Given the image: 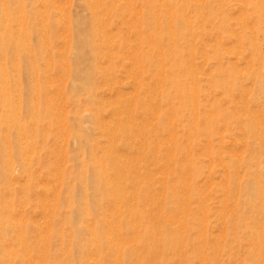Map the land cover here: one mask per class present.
Here are the masks:
<instances>
[{
	"label": "rangeland",
	"instance_id": "rangeland-1",
	"mask_svg": "<svg viewBox=\"0 0 264 264\" xmlns=\"http://www.w3.org/2000/svg\"><path fill=\"white\" fill-rule=\"evenodd\" d=\"M184 1L187 6L181 13L186 24L191 23L186 34L191 33L189 38L195 39L179 41L178 48L180 61L189 65L187 71L176 68L179 84L195 98V105L186 108L172 84L167 88L164 84L170 79L168 66L166 80L157 84V69L136 79L130 58H125L111 81L105 77L110 73L106 70L108 59L101 58L99 63L107 72L96 76L94 89L87 91L75 81L74 71L70 72L75 62V33L70 20L87 15L81 0H0V44L3 38V44L9 45L8 50L0 45L1 138L10 144L12 152L0 157V264H119L128 252L132 254L126 264H249L255 259L251 253L253 242L245 229L252 218L247 196L238 191L239 185L243 187L259 169L257 159L264 158V144H260L264 142V82L257 79L259 74L264 78V41L259 39L257 22L264 14V0ZM156 2V19L165 22L167 13L160 7L163 0ZM175 2L183 7V0ZM135 3L141 15L144 4L140 0ZM200 8L201 14L196 10ZM108 18L104 23L110 24L105 27L110 32L112 53L122 51L120 38L128 39H124L127 45L122 40L125 51L135 48L137 40L128 34L130 25ZM31 25L35 26L33 31ZM143 31V49L151 52L155 40ZM123 32L126 35L122 36ZM24 38L26 43L21 47L13 44ZM250 38L260 46L262 57L254 52ZM158 71L160 75L162 70ZM74 85L79 88L75 90ZM2 88L20 106L15 112L27 137L21 138L16 126L5 132ZM138 104L141 107L137 108ZM34 112L39 121L33 117ZM92 116L95 121L87 119ZM258 117L263 122H257L260 127L256 128L253 123ZM117 125L131 128L134 134L127 140ZM109 131L116 134L112 146L115 150L109 145L110 133H104ZM81 134L88 138L84 147L76 138ZM142 135L150 146L141 147ZM20 145L28 148L29 175L22 173L20 160L13 156ZM7 159L11 170L5 171ZM231 162L235 169L228 168ZM251 163L254 166L248 170ZM103 166L109 184L118 170L125 174L118 185L126 192L119 210L112 198L117 187L100 192L103 184L99 183L98 173ZM234 189L231 198L228 191ZM154 198H159L158 204ZM184 199L186 203L179 204ZM154 223L158 230L153 234ZM135 225L137 230H133ZM77 229L82 230L80 236L74 235ZM94 229L102 231L97 246L90 243V230ZM118 238L119 252L110 248V241ZM162 241L168 246L151 259L147 248H156Z\"/></svg>",
	"mask_w": 264,
	"mask_h": 264
},
{
	"label": "bare ground",
	"instance_id": "bare-ground-1",
	"mask_svg": "<svg viewBox=\"0 0 264 264\" xmlns=\"http://www.w3.org/2000/svg\"><path fill=\"white\" fill-rule=\"evenodd\" d=\"M44 1V0H43ZM77 1V0H75ZM83 3V8L85 10V12L87 13V15L85 16H76L74 20H70L71 24H73V26H71V28L73 29V32L75 33V44H74V56H72L75 60L74 64L71 65L70 67V72L73 70L74 71V79L76 82H79V84L83 85L84 88H87V91H90L92 89L95 88V83H96V76H105V72L110 71V73H106V80H111L115 78V73L116 70L119 66V64L121 65L120 61L125 59V58H130L129 60L131 61L132 65H133V69H134V75L135 78L138 79V77L143 78L146 74H148L151 70L153 69H157V73H156V80L157 84H159L161 82V79H165L166 80V67L168 66L170 68L169 70V75L168 77L170 78L169 80L165 81V86L167 88V86H171L174 89H176L177 94L180 96V101L181 105L186 108L192 105H195L194 103V96L191 95L192 92H190V90L188 91L187 89H185L183 86H181L179 84L178 78H180V74L177 72L178 69L176 68H181L184 69L186 68V71L189 69V65L188 64H182V62L180 61L181 56V52L178 50L179 48V41H188V39H190L192 36L190 35L191 33L186 34V31L188 30V28L190 27L191 23H187L186 24V18L185 16L181 13V9L183 11V8L185 6H187V3L183 0V4L181 7L180 4H177L175 2V0H163V4L160 5V7H162L164 9V11L167 13L165 17H163L165 19V22L161 20V22L159 23V18L156 19L157 14H156V7L158 8V3L156 2L157 0H140L142 1V3L144 4V11L143 13L140 15L139 14V10H138V5L135 3L136 1L139 0H109L108 3H105L104 0H81ZM119 1H123L125 2L124 4H120ZM198 0H196L197 2ZM195 2V1H194ZM201 2V1H200ZM4 3V1H3ZM198 3V2H197ZM202 3V2H201ZM257 3V2H256ZM4 5V4H3ZM43 5H45L43 3ZM53 5V4H52ZM54 6V5H53ZM82 6V5H81ZM196 6V5H195ZM77 7V4H76ZM198 7V6H197ZM196 7V8H197ZM54 8V7H53ZM5 9V8H4ZM264 9V8H262ZM60 10V9H59ZM58 12L60 13L61 11ZM198 10V12L201 14L202 10L200 9H196ZM57 11V10H56ZM262 11V10H261ZM264 11V10H263ZM186 12V9H185ZM6 13V12H5ZM158 13V12H157ZM206 14V13H205ZM262 14V13H261ZM140 15V16H139ZM7 16V14H6ZM42 16V15H41ZM160 16V14H159ZM158 16V17H159ZM163 16V15H161ZM200 16V15H199ZM206 16V15H204ZM19 17V16H18ZM112 18V19H116V21H122V22H126V25H130L128 28V34H132L133 36H135L137 42L135 41L134 44H136L135 48H126L125 51V47L124 44L122 43V40H128L126 38H120L121 42L119 43V47L121 48V52L117 53V54H113L112 53V46L110 45L109 42V33L106 31V24L109 23H104V18ZM43 18V17H42ZM41 18V19H42ZM66 18V16H65ZM189 18V16H188ZM20 19V17H19ZM205 19V18H204ZM7 20V19H6ZM66 20V19H65ZM125 20V21H124ZM45 21V20H44ZM61 21V20H60ZM254 22V21H253ZM258 22V30L259 32V39H262L264 41V33H263V28H264V14L259 16L257 19ZM67 23V22H66ZM255 23V22H254ZM5 24V23H4ZM25 24V23H24ZM257 24V23H256ZM254 24V25H256ZM18 25V24H17ZM21 25V24H19ZM18 25V26H19ZM110 25V24H109ZM127 27V26H126ZM250 27V26H249ZM66 28V27H65ZM35 29V26L31 25L30 27V31H33ZM191 29V28H190ZM66 30V29H65ZM143 30H147L149 32L150 36H153L154 40H155V44L153 51H145L143 48V46L146 43V36H144V31ZM191 31V30H190ZM189 32V31H188ZM233 32V31H232ZM127 33V32H126ZM126 33L123 32V35H126ZM253 33V32H252ZM66 35V34H65ZM188 35V37H187ZM254 35V34H253ZM197 36V35H196ZM190 37V38H189ZM113 38V37H112ZM111 38V42L112 39ZM2 43L0 45H2L1 48H3L4 46V50H8L9 49V45H4L3 42L6 41L3 38H1ZM44 39V38H43ZM194 38H192L193 40ZM191 39L190 41L193 42ZM195 40V39H194ZM255 39H253L251 41L253 42ZM45 42V40H44ZM63 42V41H62ZM128 42V41H127ZM132 42V41H131ZM11 43V42H10ZM26 43V38L19 40L16 39L14 41L13 44H15L16 47H21L20 45H24ZM124 43L127 45V43L124 41ZM110 45V46H109ZM192 45H194L192 43ZM249 46V44H248ZM252 47L254 49V52L258 53L259 57L261 56V50H260V46L257 44V42H253L252 43ZM69 48V47H68ZM73 48V47H72ZM5 54V53H4ZM64 55V54H63ZM6 56V54H5ZM70 57V56H69ZM20 60V56L18 57ZM36 58V57H35ZM101 58H107L108 60V64H107V68L105 71H103V67H102V63H99V60ZM37 59V58H36ZM65 60V59H64ZM262 60V58H261ZM122 62V61H121ZM172 62V63H171ZM187 62V61H186ZM185 62V63H186ZM73 63V62H72ZM105 63V62H103ZM107 63V62H106ZM105 63V64H106ZM248 63V61H247ZM263 64V63H262ZM187 65V66H186ZM2 66V65H1ZM186 66V67H185ZM251 66V64H250ZM68 67V66H67ZM132 68V67H131ZM173 68H175V71H172ZM125 69V67H124ZM130 69V68H129ZM159 69H161V73L159 75ZM68 70V69H67ZM112 71V73H111ZM190 71V70H189ZM129 72V71H128ZM3 73V72H1ZM151 73V72H150ZM192 73V72H191ZM3 74H6L5 72ZM2 74V77H3ZM66 74V73H65ZM155 74V73H154ZM171 74H173V78H171ZM6 76V75H5ZM68 76V75H67ZM130 76V75H129ZM133 76V75H132ZM131 76V77H132ZM147 76V75H146ZM5 78V77H4ZM3 78V79H4ZM57 78V77H56ZM71 78V77H70ZM105 79V78H104ZM103 79V80H104ZM132 79V78H131ZM134 79V78H133ZM132 79V80H133ZM172 79V80H171ZM259 82L263 83L264 82V78L259 74L258 78ZM73 80V79H72ZM116 80V79H115ZM225 80V79H224ZM17 81V80H16ZM63 81V80H62ZM212 81V80H211ZM26 82V81H25ZM108 82V81H107ZM110 82V81H109ZM134 82L136 83V80H134ZM164 82V81H163ZM115 83V81H114ZM162 83V82H161ZM17 84V83H16ZM74 84V83H73ZM112 85V84H111ZM136 84H134V88ZM145 85V84H144ZM71 86V85H70ZM159 86V85H157ZM163 86V84L161 85ZM138 87V86H137ZM75 90H77L79 87L74 85ZM160 88V87H159ZM172 88V90H173ZM162 89V88H161ZM137 90V88H136ZM135 90V91H136ZM168 90V89H167ZM18 91V90H17ZM2 92L4 93V98H3V106L6 109L5 111V132H8L9 129L13 126L17 127V131L19 132L20 137L22 138L23 136L27 137L25 134V131L19 126V120L17 118V113L15 112V109L18 111L19 109V105L18 104H14V100H11L9 96V93L6 94L4 88H2ZM119 92V91H118ZM147 92V91H146ZM135 93V92H134ZM160 93V91H159ZM36 94V93H35ZM91 93L88 92V96L89 99H92V97L90 96ZM46 95V94H45ZM62 95V94H61ZM18 96V95H17ZM154 97V96H153ZM194 99H193V98ZM245 97V96H244ZM62 98V97H61ZM19 99V98H18ZM47 99V98H46ZM63 99V98H62ZM17 100V99H16ZM34 100V99H33ZM49 100V99H48ZM51 100V99H50ZM18 101V100H17ZM35 101V100H34ZM132 102V101H131ZM136 102H133V104ZM129 104V103H128ZM197 104V103H196ZM103 105V103H102ZM104 106V105H103ZM128 106V105H127ZM127 106H125L127 108ZM132 106V104H131ZM130 106V109H132V107ZM197 106V105H196ZM141 107V104L137 105V108ZM194 107V106H193ZM30 110H32L33 108L31 107V105H29ZM102 109V108H101ZM127 110V109H126ZM129 111V110H127ZM121 112V111H120ZM154 112V111H153ZM23 113V112H22ZM96 113V112H95ZM118 113V112H117ZM130 113V112H129ZM193 113V112H192ZM87 114V113H86ZM194 114V113H193ZM191 114V115H193ZM264 114V113H263ZM262 114V115H263ZM83 115V114H82ZM119 115V114H118ZM196 115V113H195ZM194 115V116H195ZM260 115V114H259ZM117 116V115H116ZM202 116V115H201ZM33 117L35 118V120L39 121V116L37 115V113H33ZM127 117H128V113H127ZM133 117V116H131ZM197 117V116H196ZM195 117V118H196ZM257 117V116H255ZM85 118V117H84ZM119 118V117H118ZM135 118V117H134ZM169 118V117H168ZM191 118H193L191 116ZM259 118V117H258ZM60 119V118H59ZM87 119H92L95 121V117H88ZM127 119V118H126ZM54 120V119H53ZM98 120V119H97ZM120 120V119H118ZM130 120V119H129ZM128 120V121H129ZM134 120V119H131ZM170 120V119H169ZM258 120V119H257ZM261 119L259 118L258 121H254L253 126L256 125V128H259L260 124L263 122L260 121ZM60 121V120H59ZM81 121V120H80ZM83 121V120H82ZM88 121V120H87ZM127 121V122H128ZM260 121V123H259ZM73 122V121H72ZM130 122V121H129ZM259 125H258V123ZM61 123V122H59ZM88 123V122H87ZM99 123V122H98ZM133 123V121H132ZM256 123V124H255ZM89 124V123H88ZM117 124V123H116ZM115 124V125H116ZM60 125V124H59ZM64 125V124H63ZM262 125V124H261ZM62 126V124H61ZM66 126V125H65ZM75 126V124H74ZM87 126V125H85ZM104 126H106L104 124ZM118 126V125H117ZM252 126V127H253ZM259 126V127H258ZM119 127V126H118ZM123 127V129H121ZM121 128L119 127L120 131H123L127 138V140L130 138L131 134H134V132H132L131 128H128L127 126H122ZM145 127V126H144ZM251 127V128H252ZM75 128V127H74ZM102 128V127H100ZM117 128V127H116ZM193 128V127H192ZM242 128V127H241ZM240 128V129H241ZM3 129L2 127V123L0 120V143H1V147H0V157L5 158L8 157V155H12V152L9 150L10 149V144H6L2 141L1 138V130ZM64 129V128H63ZM85 129V128H84ZM115 129V128H114ZM254 129V128H252ZM105 130V129H103ZM109 130V129H107ZM112 131V129H110ZM118 130V128L116 129ZM193 130V129H192ZM256 130V129H255ZM254 130V132H255ZM264 130V129H263ZM62 131V129H61ZM86 131V130H85ZM84 131V132H85ZM111 131L109 132H104V133H110L109 135V145L110 147L115 146V137L116 134H113ZM196 131V130H195ZM243 131V130H242ZM259 133V130H256ZM262 131V130H260ZM115 132V130H114ZM253 131H251L252 133ZM252 134H255V133ZM62 133V132H61ZM65 134V133H64ZM260 134V133H259ZM263 134V131L261 133V135ZM106 135V134H105ZM107 135V136H108ZM258 135V134H257ZM260 135V136H261ZM65 136V135H64ZM134 136V135H133ZM245 136V135H244ZM138 137V134H137ZM254 137V135H253ZM258 136H256L257 138ZM264 137V135H263ZM262 137V138H263ZM76 138L80 141L81 145L84 144L87 145L88 143V138L87 136L81 134L79 135V137L76 136ZM139 138V137H138ZM142 140H141V147L144 148V146H150V143L148 142V138L145 136H141ZM261 138V137H259ZM30 139H34V136H30ZM107 139V138H106ZM118 140V139H117ZM139 140V141H140ZM155 140V138H154ZM257 140V139H256ZM259 140V139H258ZM264 140V139H263ZM214 142V141H213ZM244 142V141H243ZM59 143V142H58ZM118 143V142H117ZM155 143V142H153ZM162 143V142H161ZM245 143V142H244ZM132 144V143H131ZM209 144V143H208ZM260 144H264V142L261 141ZM76 145V144H75ZM172 145V144H171ZM259 144H257L258 146ZM261 145V146H262ZM60 146V145H59ZM77 146V145H76ZM156 146V143H155ZM70 148V147H69ZM76 148V147H75ZM113 148V147H112ZM111 148V149H112ZM115 148V147H114ZM113 148V150H115ZM138 150V149H137ZM28 151V148L22 147V145L18 146L15 148V151L13 153V156L16 155L17 158L20 160L21 163V168L23 169L22 173L25 175H29V158H27L26 156V152ZM105 151V150H104ZM111 151V150H110ZM145 151V150H144ZM114 152L116 155V151H111ZM140 152V151H139ZM28 153V152H27ZM113 153V154H114ZM144 153V152H143ZM30 154V153H29ZM118 154V153H117ZM168 154V153H167ZM95 155V154H94ZM107 155V154H106ZM120 155V154H119ZM154 155V154H153ZM220 155V154H219ZM235 155V154H234ZM31 156V155H29ZM114 156V155H113ZM189 156V155H188ZM237 156V155H236ZM95 157V156H94ZM169 157V155H168ZM113 158V157H112ZM118 158V157H117ZM238 159H240L239 157H237ZM96 159V158H95ZM98 159V158H97ZM156 159V158H155ZM188 159V158H187ZM117 160V159H116ZM98 161V160H97ZM96 161V162H97ZM103 161V160H102ZM188 161V160H187ZM240 161V160H238ZM115 162V161H114ZM121 162V161H120ZM165 162V161H164ZM222 162V161H221ZM99 163V161H98ZM97 163V165H98ZM104 164V162H102ZM116 163V162H115ZM118 163V162H117ZM239 163V162H238ZM257 166H258V170H256L254 172V174L250 177L251 179H248V181L246 182V184L242 187L241 185H239V193L240 195L243 194V196H247V205L249 207L248 209V214L251 215V223L247 225L246 232L249 234L248 238L253 242V247H252V255L255 257V259H252L250 261L249 264H264V158H259L257 159L256 162ZM18 165V164H17ZM102 165V164H101ZM100 165V166H101ZM113 165V164H111ZM122 165V164H121ZM253 163L249 164L248 166V170L252 169ZM169 166V164H168ZM3 167L5 168V171L11 170V163L10 160L7 159L5 160ZM105 166H103L102 168H100L99 173H98V178H99V183L103 184L102 188L100 189V192H104L107 191L108 189H110V187L112 188L117 187V191H113V192H117L114 193L112 198L115 200V206L117 208V210H119L120 208H122L123 206H121V204L123 205V196L125 197L126 192L124 191V188H118L119 183L122 182L121 178L123 174H121V172L118 170V168L116 170H118V175L116 173L117 176L116 178L111 182V184H109V182L107 181V177L106 176V168H104ZM117 167V166H115ZM114 167V168H115ZM172 167V166H171ZM59 168V167H58ZM224 168V166H223ZM229 169H235V164L234 162H231L228 166ZM168 169V168H167ZM116 170H114L116 172ZM122 170V169H121ZM126 170V169H125ZM190 170V169H189ZM237 170V169H236ZM92 171L95 172V169H93ZM238 171V170H237ZM123 172H125L123 170ZM136 172V171H135ZM10 173V172H8ZM7 173V174H8ZM134 173V172H133ZM237 173V172H236ZM251 173V172H250ZM11 174V173H10ZM125 175V174H124ZM123 175V176H124ZM137 175V174H136ZM227 175V174H226ZM90 176V175H89ZM88 176V177H89ZM235 176V175H234ZM237 176V174H236ZM8 177V176H7ZM6 177V178H7ZM228 177V176H227ZM134 178V177H133ZM137 178V177H136ZM237 178V177H236ZM1 179V178H0ZM113 179V177H112ZM227 179V178H226ZM7 180V179H6ZM60 180V179H59ZM185 181V179H183ZM239 179H236V181ZM135 181V180H134ZM182 181V180H181ZM188 181V180H186ZM185 181V183H186ZM90 182V181H89ZM88 182V183H89ZM183 182V181H182ZM227 182V181H226ZM60 183V182H59ZM165 183V182H164ZM189 182H187L186 185H188ZM93 185H96V182L92 183ZM138 184V182H137ZM89 185V184H87ZM121 185V184H120ZM148 185V184H147ZM150 185V184H149ZM227 185V183H226ZM124 186V185H123ZM133 186V185H130ZM9 187V186H8ZM183 187V186H182ZM188 187V186H185ZM132 188V187H131ZM134 188H136L134 186ZM190 188V187H189ZM183 189V188H182ZM237 189V188H236ZM77 190V189H76ZM90 190V189H89ZM135 190V189H134ZM181 190V189H180ZM226 187L224 189V191L226 192ZM47 191V190H46ZM164 191V190H163ZM135 191H133L132 193H134ZM162 192V191H161ZM187 192V191H186ZM186 192L184 193L185 195H188V192L186 194ZM234 191H228L229 195L231 196V198H234ZM123 193H125V195H123ZM132 193H130L132 195ZM237 193V192H236ZM78 194V193H77ZM76 194V195H77ZM112 194V192H111ZM161 194V193H160ZM75 195V196H76ZM126 197V198H130ZM155 194H153L154 196ZM181 195V194H180ZM183 195V194H182ZM181 195V196H182ZM184 195V198H185ZM195 195V194H194ZM74 196V197H75ZM78 196V195H77ZM133 196V195H132ZM160 196V195H159ZM108 197L109 193H108ZM187 197V196H186ZM89 198V197H88ZM151 198H153L151 196ZM162 198V196H161ZM159 199V198H158ZM158 199L156 200L154 198V201L156 200L157 204H158ZM188 199V198H187ZM78 200V199H77ZM76 200V201H77ZM93 200V199H92ZM131 200V199H130ZM152 200V199H151ZM236 200V199H235ZM80 201V200H79ZM91 201V200H90ZM185 202L179 203V204H183L186 203V199H184ZM93 202V201H92ZM178 202V201H177ZM205 202V201H204ZM207 202V201H206ZM223 202V201H222ZM44 203V202H43ZM81 203V202H80ZM91 203V202H90ZM94 202L91 204L92 206ZM225 205V204H224ZM131 206V204H130ZM181 206V205H180ZM186 206V205H185ZM207 206V205H206ZM223 206V205H222ZM224 207V206H223ZM232 207V206H231ZM236 207V206H235ZM233 208V207H232ZM116 210V211H117ZM162 210V209H161ZM180 211V209H179ZM182 211V210H181ZM180 211V213H181ZM204 211V210H203ZM225 211V210H224ZM73 212V211H72ZM187 213V210L185 209L184 213ZM205 212V211H204ZM79 213V212H77ZM118 213V212H116ZM145 213V212H144ZM206 213V212H205ZM228 212H225V214H227ZM136 213H133V215H135ZM232 214V213H231ZM136 215H140V214H136ZM82 216V213H81ZM151 216V215H150ZM186 216V215H185ZM233 216V215H232ZM111 217V215H110ZM152 217V221H156L157 218L155 216H151ZM234 217V216H233ZM232 217V218H233ZM75 218H79L76 214H75ZM118 219V218H117ZM162 219V218H161ZM201 219V218H200ZM206 219V217H205ZM223 219V218H222ZM234 219V218H233ZM236 219V218H235ZM162 221V220H161ZM171 221V220H170ZM203 221V220H202ZM201 221V224L203 223ZM205 221V220H204ZM157 222V221H156ZM181 222V221H180ZM183 222V221H182ZM177 223V222H176ZM205 223V222H204ZM223 223V222H222ZM87 224V223H86ZM115 224V228L116 227V222H114ZM139 224V223H138ZM23 225V224H22ZM174 224H172L173 226ZM181 225V224H180ZM184 225V224H183ZM224 225V224H223ZM129 226V224H128ZM234 226V225H233ZM133 230H137L136 225L133 226ZM204 227V226H203ZM202 227V228H203ZM182 228V227H181ZM114 229V228H113ZM180 229V227H179ZM233 229V228H232ZM158 228H157V223L152 224V233L154 234L155 232H157ZM85 231V230H84ZM105 232V231H104ZM110 232V231H109ZM108 232V233H109ZM167 232V231H166ZM181 232V229H180ZM82 233V230L77 229L74 233V235L76 236H80ZM102 233V231H99L98 229H94V230H90V235H91V244L94 246H97L100 243V234ZM116 233V231H115ZM183 233V231L181 232ZM200 233V232H199ZM233 233V231L231 232ZM86 234V233H85ZM172 234V233H171ZM203 234V233H202ZM230 235V233H229ZM232 235V234H231ZM20 240V235H18ZM114 237V236H113ZM119 237V236H118ZM171 237V235H170ZM130 238V237H129ZM235 238V237H234ZM227 239V238H226ZM229 239V238H228ZM53 240V239H52ZM70 240V238H69ZM109 240V239H108ZM128 241V240H127ZM235 241V240H233ZM117 242V243H116ZM185 242V241H184ZM19 243V242H18ZM48 243V242H47ZM119 238L118 241L115 240V242H111L110 241V248L113 249V251H117L119 252L120 247H119ZM163 244L158 245L156 248L154 246L152 247H148L146 250L147 255L151 256V259H156L157 256L162 252V248H165L166 246H168V242H160ZM180 243V242H179ZM231 243V242H230ZM234 243V242H233ZM232 243V244H233ZM228 244V243H227ZM70 245V244H69ZM98 248V247H97ZM217 251V248L216 250ZM114 256L116 257V252H114ZM121 253V252H120ZM74 254V253H73ZM132 252H128L126 254H124L121 263L119 264H126L127 262H129L130 257H131ZM215 254V253H214ZM206 255V254H205ZM198 256V255H197ZM201 257V256H200ZM19 258V257H18ZM75 258V257H74ZM113 258V257H112ZM200 259V258H199ZM206 259V258H205ZM204 259V260H205ZM202 259H200L199 261H201ZM44 261V260H43ZM206 261V260H205ZM29 262V261H28ZM76 263V262H75Z\"/></svg>",
	"mask_w": 264,
	"mask_h": 264
}]
</instances>
